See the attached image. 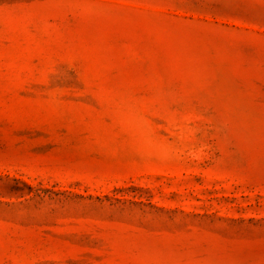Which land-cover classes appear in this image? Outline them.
<instances>
[{
    "label": "rangeland",
    "instance_id": "374dc122",
    "mask_svg": "<svg viewBox=\"0 0 264 264\" xmlns=\"http://www.w3.org/2000/svg\"><path fill=\"white\" fill-rule=\"evenodd\" d=\"M0 264H264V0H0Z\"/></svg>",
    "mask_w": 264,
    "mask_h": 264
}]
</instances>
